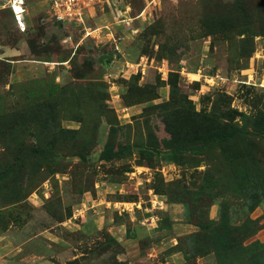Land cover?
I'll return each mask as SVG.
<instances>
[{
	"label": "rangeland",
	"instance_id": "rangeland-1",
	"mask_svg": "<svg viewBox=\"0 0 264 264\" xmlns=\"http://www.w3.org/2000/svg\"><path fill=\"white\" fill-rule=\"evenodd\" d=\"M80 1L28 0L24 34L0 9V264L264 244V0Z\"/></svg>",
	"mask_w": 264,
	"mask_h": 264
},
{
	"label": "built area",
	"instance_id": "built-area-1",
	"mask_svg": "<svg viewBox=\"0 0 264 264\" xmlns=\"http://www.w3.org/2000/svg\"><path fill=\"white\" fill-rule=\"evenodd\" d=\"M28 0H0V9L10 10L16 29L24 34L28 30L26 18ZM53 19L60 24H77L83 21V7L80 0H49ZM86 4V2H82ZM90 3L86 4L89 5Z\"/></svg>",
	"mask_w": 264,
	"mask_h": 264
},
{
	"label": "trees",
	"instance_id": "trees-1",
	"mask_svg": "<svg viewBox=\"0 0 264 264\" xmlns=\"http://www.w3.org/2000/svg\"><path fill=\"white\" fill-rule=\"evenodd\" d=\"M10 13L12 20H14L13 14L10 10H7ZM249 225L245 227H250L249 233H244L242 236L233 237L230 242L224 243V237L222 238L221 252L217 249L219 254L220 264H226L222 259V252L225 254L233 252L237 258L235 260L239 261L240 264H264V244L261 243H252L251 245H245L246 241L253 237L257 231V222L249 221ZM231 227H229L230 231ZM240 230V228H234L233 231ZM220 235L217 234V240L220 241ZM233 264H237L234 262Z\"/></svg>",
	"mask_w": 264,
	"mask_h": 264
}]
</instances>
